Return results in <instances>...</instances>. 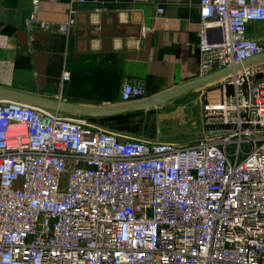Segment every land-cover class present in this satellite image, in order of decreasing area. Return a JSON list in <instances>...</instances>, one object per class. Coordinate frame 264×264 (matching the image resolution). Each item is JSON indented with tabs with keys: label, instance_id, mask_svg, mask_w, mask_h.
<instances>
[{
	"label": "built area",
	"instance_id": "1",
	"mask_svg": "<svg viewBox=\"0 0 264 264\" xmlns=\"http://www.w3.org/2000/svg\"><path fill=\"white\" fill-rule=\"evenodd\" d=\"M199 1V76L264 53L246 32L264 0ZM224 81L232 130L183 146L0 99V264H264V63Z\"/></svg>",
	"mask_w": 264,
	"mask_h": 264
},
{
	"label": "crops",
	"instance_id": "2",
	"mask_svg": "<svg viewBox=\"0 0 264 264\" xmlns=\"http://www.w3.org/2000/svg\"><path fill=\"white\" fill-rule=\"evenodd\" d=\"M34 5L39 12L28 26ZM199 5V0H0V87L107 106L120 103L124 80L140 82L151 95L181 85L199 76ZM70 11L75 23L62 34L58 27ZM246 32L264 45V21L250 23ZM65 72L69 79L63 81Z\"/></svg>",
	"mask_w": 264,
	"mask_h": 264
},
{
	"label": "rangeland",
	"instance_id": "3",
	"mask_svg": "<svg viewBox=\"0 0 264 264\" xmlns=\"http://www.w3.org/2000/svg\"><path fill=\"white\" fill-rule=\"evenodd\" d=\"M227 82H218L214 86L203 88L171 102L164 107L153 109L139 116L117 118L116 120H100L90 122L98 128L112 133H119L128 137H137L147 140L174 143L178 146L192 143L206 134L212 137L223 132H229L233 124H224V120L234 121L236 115L228 113L231 117H224L222 109L230 107L232 110L234 94L233 86H227L226 99H223V85ZM208 105L216 106L214 115L206 114ZM230 121V122H232ZM208 136V135H207Z\"/></svg>",
	"mask_w": 264,
	"mask_h": 264
},
{
	"label": "water",
	"instance_id": "4",
	"mask_svg": "<svg viewBox=\"0 0 264 264\" xmlns=\"http://www.w3.org/2000/svg\"><path fill=\"white\" fill-rule=\"evenodd\" d=\"M264 63V53L259 56L248 58L242 63L234 64L228 68L216 70L205 76H198L195 79L181 83V85L166 89L158 94H146L145 99L132 103L116 105L92 106L59 99L45 98L35 94H27L20 91L0 87V99L19 102L29 106H35L47 111H53L61 115H71L79 118L100 119L115 118L116 116L129 115L138 112H147L150 109H157L181 99V97L198 92L203 88L214 86L222 79L228 78L236 72L247 67L259 66Z\"/></svg>",
	"mask_w": 264,
	"mask_h": 264
},
{
	"label": "trees",
	"instance_id": "5",
	"mask_svg": "<svg viewBox=\"0 0 264 264\" xmlns=\"http://www.w3.org/2000/svg\"><path fill=\"white\" fill-rule=\"evenodd\" d=\"M153 109H150L149 111H151ZM147 111V112H149ZM143 113L145 112H138V113H132V114H129V115H121V116H116L115 118H100V119H89V120H92V121H100V120H116L117 118H129V117H132V116H139V115H142Z\"/></svg>",
	"mask_w": 264,
	"mask_h": 264
},
{
	"label": "bare ground",
	"instance_id": "6",
	"mask_svg": "<svg viewBox=\"0 0 264 264\" xmlns=\"http://www.w3.org/2000/svg\"><path fill=\"white\" fill-rule=\"evenodd\" d=\"M227 78H225V79H222V80H220L219 82H223L224 80H226ZM218 83V82H217ZM215 85V84H214ZM54 113H56V112H54ZM74 119H76V120H78V121H80V118L79 117H74V116H72Z\"/></svg>",
	"mask_w": 264,
	"mask_h": 264
}]
</instances>
